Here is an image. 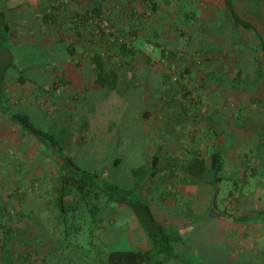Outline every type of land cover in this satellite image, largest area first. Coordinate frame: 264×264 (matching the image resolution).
<instances>
[{
    "label": "rangeland",
    "instance_id": "rangeland-1",
    "mask_svg": "<svg viewBox=\"0 0 264 264\" xmlns=\"http://www.w3.org/2000/svg\"><path fill=\"white\" fill-rule=\"evenodd\" d=\"M100 3V17L92 13L85 27L76 28L74 21ZM235 5L264 37V0ZM0 10L9 17L8 49L28 78L22 82L17 70L7 73L13 112L51 128L77 159L91 153L93 167L100 166V156L110 164L121 158L113 171L122 185L133 184L132 169H148L159 151V173L142 197L167 226L183 227L191 221L185 217L190 209L207 208L210 192L179 166L193 152L210 166L214 141L226 159L219 209L235 216L264 212L259 40L225 20L224 0H0ZM93 51L120 70L117 90L96 86ZM35 83L49 92L40 93ZM55 163L52 152L0 109V239L4 225L13 228L8 240H0L11 258L0 247V264H107L112 248H148L124 205L101 215L103 229L86 211L57 214L48 201ZM193 233L194 245L180 248L181 259L165 264H264V220L218 217Z\"/></svg>",
    "mask_w": 264,
    "mask_h": 264
},
{
    "label": "trees",
    "instance_id": "trees-1",
    "mask_svg": "<svg viewBox=\"0 0 264 264\" xmlns=\"http://www.w3.org/2000/svg\"><path fill=\"white\" fill-rule=\"evenodd\" d=\"M156 8L157 6L154 4L152 10L156 11ZM102 12L100 3L91 12L87 13L88 16L81 17L82 20L78 19L73 24L76 28L85 27L89 22L88 17L92 13L100 17ZM224 14L225 20L232 24L234 28L248 33L254 32L258 37V48L261 54L260 58L257 59L256 75L259 79L264 80V37L258 33L251 21L238 13L235 0H224ZM6 17V13L0 11V109L6 110L19 124L21 130L30 133L42 147L56 156V177L50 187L51 195H49V203L53 204L57 214L64 215V217L68 213L72 216L75 213L86 211V216L90 217L92 222L96 223L97 227H101V229H103L101 226L103 223L101 215L108 208L115 205H124L133 215L136 223L146 237L147 249L112 248L106 254L105 261L107 264H165L170 261L180 260L179 249L192 247L194 245L192 239L193 232L212 219L231 217L238 223L264 220V212L260 211L235 216L229 215L230 213L219 209L217 195L223 181L222 176L225 172L226 159L223 151L216 145L215 141L210 147V166L207 165L205 158L198 152H193V156L179 166L186 175L203 188L202 192L206 191L208 194L210 192L208 206L204 211L199 213H195V210L192 211V209L189 212L183 209L185 213L187 212L185 217L187 219L191 218V221L183 227H173L163 224L156 217L152 204L142 197V192L147 187V182L157 178L159 173V151L152 156L151 163L146 171L142 166L138 169H132L130 174L131 178L133 176L135 179L133 184L131 180L130 183L122 185L113 171V167L121 165V158H116L110 164L108 159L100 156L101 158L97 162L100 163V166L93 167L91 166L92 162L87 158V156H91V153L87 154V156H85L86 154L82 155L77 159L66 150L62 137L51 130V128L37 125L27 113L13 112L8 107L6 98L7 73L13 69L19 72L22 82L28 81V78H25L24 71L16 65L13 54L8 49L10 23ZM193 17L195 16L193 15ZM48 20L50 19L48 18ZM77 35H79V32H77ZM121 49L127 55L133 53L131 50L128 51L125 45H122ZM69 51L70 55H73L71 46H69ZM4 52H6V56ZM90 56L96 86L108 91L117 90L122 78L120 70L107 64L102 54L98 51H93ZM61 81L65 82L64 79H61ZM35 84L40 93L45 94L49 92L46 87L37 83ZM156 86L158 87L157 84ZM88 123L89 120H85L83 127L87 128ZM15 194L20 195L19 188L15 190ZM197 208H200L199 204ZM3 227L6 228V232L0 240H8L13 234V228L6 225ZM0 247L6 252L5 258L10 259L11 255L6 251L7 244L3 242ZM157 256L158 258H156ZM184 263L221 264L216 262L200 263L187 261H184Z\"/></svg>",
    "mask_w": 264,
    "mask_h": 264
},
{
    "label": "crops",
    "instance_id": "crops-1",
    "mask_svg": "<svg viewBox=\"0 0 264 264\" xmlns=\"http://www.w3.org/2000/svg\"><path fill=\"white\" fill-rule=\"evenodd\" d=\"M11 1V4H17L18 5V1L19 0H10ZM21 1H25V0H21ZM0 11H2V10H0ZM7 16V15H6ZM7 19L9 18L8 16L6 17ZM13 19H16L15 17H14V15H13ZM142 167H144L143 165H141ZM141 166H138V167H136L137 169L139 168V167H141ZM135 168V169H136ZM145 168V171H146V167H144Z\"/></svg>",
    "mask_w": 264,
    "mask_h": 264
},
{
    "label": "built area",
    "instance_id": "built-area-1",
    "mask_svg": "<svg viewBox=\"0 0 264 264\" xmlns=\"http://www.w3.org/2000/svg\"><path fill=\"white\" fill-rule=\"evenodd\" d=\"M106 24V23H105Z\"/></svg>",
    "mask_w": 264,
    "mask_h": 264
}]
</instances>
